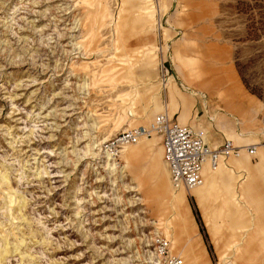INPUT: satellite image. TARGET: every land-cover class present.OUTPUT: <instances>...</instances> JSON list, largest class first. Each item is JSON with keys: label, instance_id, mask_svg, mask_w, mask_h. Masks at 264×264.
Here are the masks:
<instances>
[{"label": "rangeland", "instance_id": "1", "mask_svg": "<svg viewBox=\"0 0 264 264\" xmlns=\"http://www.w3.org/2000/svg\"><path fill=\"white\" fill-rule=\"evenodd\" d=\"M155 94L150 119L131 127L170 97L214 146L217 133L257 144L238 157L250 179L225 174L211 193L194 191L197 202L180 189L175 212L154 136L121 154L127 188L112 182L93 146L97 124L106 129L133 96L140 113ZM260 142L264 0H0V264H146V237L165 227L183 264H221L244 231L238 216L262 241L247 239L231 264H264Z\"/></svg>", "mask_w": 264, "mask_h": 264}, {"label": "bare ground", "instance_id": "2", "mask_svg": "<svg viewBox=\"0 0 264 264\" xmlns=\"http://www.w3.org/2000/svg\"><path fill=\"white\" fill-rule=\"evenodd\" d=\"M118 26H119V24L117 22H115V28L116 29L119 28ZM135 86H137V85H135ZM195 93H196V91H194V94ZM128 96L130 97L131 93H129ZM159 101H160L159 94L153 95L151 97V99H149V101L147 102L144 109L139 113L136 109V106H138L137 102H136V96H133L129 99L128 103L125 105L126 108H124L123 110H117L115 112V115L113 116V118L109 121V123H107V125H104V128H106V129L100 130L101 128L97 124V129L99 130V135H97L95 141H93V146H95L96 151H97L96 155L101 160L103 167H105L108 170V175L110 177V180L112 182H115L117 179H119L122 182V185L124 188L127 185V183L125 181V175H124L125 174V165L121 164L122 163L121 155L119 156V158L115 157L114 154H112V152L106 148V144L109 141H111L114 138L113 136L117 135L120 130L124 129L127 126H130V127L133 126V124H134L133 120H136V119L149 120L150 114L153 110V107L159 105ZM166 110H164L163 113L168 114L169 111L167 112ZM171 112L173 113V110ZM152 121L148 122L147 124H144L143 126H148L149 124L152 123ZM188 124H190L193 127H200L199 128L200 130L202 129V123L200 122V120L197 119L196 116H194V118ZM154 136H158V135H153V137ZM150 138H152V137H150ZM150 138H148V139H150ZM233 144L236 145L234 142H233ZM130 145H134V144H130ZM130 145H127L123 149L122 153L124 152V150L126 151L127 150L126 148ZM259 145L264 146V142H260ZM236 146L239 147V153L237 155L231 154L229 156L240 157L242 155L243 150H245L248 154H251V155H255L257 153V145H254L256 148V150H254V151H251L248 148V146H246L244 148L240 147L238 145H236ZM229 156H227V157H229ZM263 157H264V155L261 152L260 158L262 159ZM223 158H226V157H223ZM239 161H241V163L243 165L242 168H244V169L247 168L249 166V164L251 163L249 160H246L244 157ZM245 161H247V165H244ZM162 162H163L164 169H165L166 173H168L169 171H168L167 162L165 161V159ZM207 163H209V162L204 163V165ZM204 165H203V167H204ZM211 168L216 169V170H211L208 166H205L202 169V175L204 174L205 177L207 178V184L204 185L205 182H204V178H203V183L201 185L193 187L190 191H187L186 189L185 190L189 194H191L192 191L196 189L195 193L198 196H200L201 191L203 190V188H205L204 190L207 191V193L203 192L202 194L206 195V194L211 193L213 191V189L219 184V182L222 180V178L225 177L224 176L225 174L230 175V176L231 175L233 176V174H236L240 180H242L245 176V174H243V172L238 173L239 168H237L236 165L230 163L228 160L225 161L223 165L221 164L219 167L216 166L215 168L214 167H211ZM170 181H171V179H170ZM130 183H132V181ZM259 186H261V185L259 184ZM126 188H127V186H126ZM175 189L173 190L172 200H173V208L176 212V210L178 209V207L180 205V200H179L177 191H179L180 189H183V187H180V188L175 187ZM248 191H250V189H248ZM257 192H258V190H257ZM234 194H236V193H234ZM136 200H140V198H137ZM240 200H242V199H240ZM257 200H259V199H257ZM237 221H239V223H240L238 226V229L239 230L244 229V231L239 233V238H237L236 240H233L231 242V244L229 245V248L232 249L234 256L239 255V257H240V253H241L243 246L245 245L247 239L250 238V240H252L254 242L257 241L255 243H260L262 240L260 241L257 239L258 238L257 237V235H258L257 230H256L257 232H255V230H254L252 233H251V231L248 230L251 226H253V224H251L250 226H247L246 224H242L239 216L237 218ZM154 229H155V227H154ZM169 229L170 228L165 227V229L163 231L164 233H162L161 230L159 228H157L156 229V235H158V237H162L161 235H163V237L166 238L170 242L169 243V245H170L169 255H173V249L172 248H175L174 246L176 243V239ZM151 234L149 236H147L146 240H145V248L147 247V249H145V250L143 249L145 251L144 260H145L146 264H164L163 262H164L165 256L163 254L159 253L157 251V248L155 250L151 248L152 246H155L152 243L153 240H154V242L157 241L155 237L153 238L151 236ZM234 256L233 257L224 256L221 264H231V261L234 260V258H235ZM190 264H200V263L198 260L194 259Z\"/></svg>", "mask_w": 264, "mask_h": 264}, {"label": "built area", "instance_id": "3", "mask_svg": "<svg viewBox=\"0 0 264 264\" xmlns=\"http://www.w3.org/2000/svg\"><path fill=\"white\" fill-rule=\"evenodd\" d=\"M153 135L163 136L164 159L170 169L173 185L187 191L203 183L204 163L209 162L215 168L223 157L239 153V147L230 140L212 148L202 130L173 122L166 113L157 114L148 126L139 125L120 131L106 144V148L119 158L127 145L136 144ZM155 247L165 256L164 264H183L180 255H169V241L166 238L158 237Z\"/></svg>", "mask_w": 264, "mask_h": 264}, {"label": "crops", "instance_id": "4", "mask_svg": "<svg viewBox=\"0 0 264 264\" xmlns=\"http://www.w3.org/2000/svg\"><path fill=\"white\" fill-rule=\"evenodd\" d=\"M168 60H163L162 62H159V64H158V70H157V74H158V78H160V79H164L165 78V76L168 74L167 73V69H168V67H169V69H171V67L169 66V65H167L166 64V62H167ZM203 97L206 99L207 98V96L205 95V94H203ZM165 105L164 104H162L161 103V110H162V112L164 111V110H166L167 112H168V116H169V118L171 119V121H173V122H176V123H179V124H181V125H186V126H190V127H192L193 129H196V130H200L198 127H193V126H191L190 124H188L187 123V121L185 120V118H184V116L181 114V112H179V111H177V113H172L171 112V110L169 109V107H168V103H169V100H170V97H169V100L166 98V96H165ZM161 102H162V98H161ZM200 103V101H198V103H197V109H199V104ZM202 111V110H201ZM179 113V115L177 116V114ZM148 122H150V121H148ZM148 122H146V123H142L141 125H144V124H147ZM136 126H139V125H136ZM136 126H134V127H136ZM131 128H133V127H131ZM128 129H130V128H128ZM221 134L222 133H217V134H215L216 136H217V138L218 137H220L221 139H223V141L221 142V144L220 145H222L226 140H230V139H226L225 137L224 138H222V136H221ZM157 138H158V140L160 141V143L162 144V147H163V157H164V140H163V136L162 135H158L157 136ZM207 140V139H206ZM231 141H234V140H231ZM207 143L212 147V148H217V147H219L220 145H218V146H214L213 144H211V143H209V141H207ZM234 143L236 144V145H238V146H240V147H242L243 145H247V146H249V144H245L246 142H245V140L243 141H241V140H236V141H234ZM252 145H257V144H252ZM148 145L146 144L145 145V147H146V149H149L148 147H147ZM244 147H246V146H244ZM243 147V148H244ZM263 149H264V147H262ZM143 154V156H141V157H139V160L141 159V158H147L148 160H149V157H148V155L146 154V152H144V153H142ZM122 159V158H121ZM224 159V160H223ZM256 160H254L255 161V163L258 165L257 167H256V170H263L264 169V157L261 159L260 158V156L259 155H256V158H255ZM229 161L230 163H232V164H234V165H236L237 166V168H239V171H238V173H241V172H243L244 174H245V177L246 178H244L245 179V181L249 178L248 177V171H246L245 169H247V168H242V163H241V161H239V159H238V157H234V156H229V157H226V158H222L221 160H220V162H219V164H218V167L222 164H224V162L225 161ZM244 165H247V161H245V163H244ZM205 166H208L211 170H216V169H213V168H211V165H210V163H207V164H205L204 165V167ZM203 167V168H204ZM261 176H263L264 177V171H263V173H262V175ZM203 178H204V182H205V175L203 174ZM250 179V178H249ZM254 185H256V182L254 181V182H252V181H250L249 183H248V186L247 187H251V186H254ZM185 189V188H184ZM196 190V189H195ZM195 190H193L192 191V193L190 194L192 197L194 196L195 197V195H194V191ZM186 191V190H185ZM187 192V191H186ZM193 197V198H194ZM195 199H196V197H195ZM196 202H197V199H196ZM261 202H263L264 203V197L262 198V200H261ZM191 204V203H190ZM198 204V203H197ZM259 204H261L260 202H259ZM198 207V206H197ZM191 208H192V206H191ZM192 211H193V209H192ZM194 214V213H193ZM196 218V217H195ZM197 220V219H196ZM198 222V221H197ZM199 224V223H198ZM199 229H200V227H199ZM201 232V231H200Z\"/></svg>", "mask_w": 264, "mask_h": 264}]
</instances>
